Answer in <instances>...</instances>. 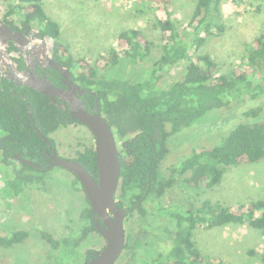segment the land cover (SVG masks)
I'll return each instance as SVG.
<instances>
[{"label":"trees","instance_id":"trees-1","mask_svg":"<svg viewBox=\"0 0 264 264\" xmlns=\"http://www.w3.org/2000/svg\"><path fill=\"white\" fill-rule=\"evenodd\" d=\"M3 1L6 10L0 17L35 24L43 35L51 38L53 56L72 68L75 82L95 92L99 111L115 137L123 141L119 185L121 203L128 205L129 212L138 210L146 219L145 227L155 236L149 245L162 242L168 246L165 255L161 246L155 258L147 264H204L207 259L194 239L198 227L209 230L231 224L245 225L259 230L264 238V199L228 208L209 200L196 204L197 200L190 193L191 202L187 204L167 203V194L171 190L182 189L185 196L186 190H210L221 183L229 167L264 159V115H260L261 109L245 111L246 121L233 127L218 144L191 149L167 168L166 177L159 178L157 170L169 153L168 139L171 136L195 125L213 109L228 106L237 99L264 96V31L244 43L242 60L237 67L223 71L210 53H200L208 37L221 35L225 30L222 0H196L183 35L178 28L179 20L172 18L168 10L170 0H155L163 3L167 17L156 20V26L161 30L162 51L153 62L148 77L137 80L109 78L70 54L60 39L58 23L44 12L43 0ZM117 46L120 51H105L109 67L118 65L123 59L131 62L129 64L133 67L152 50L144 33L133 28L120 32ZM182 61H185L183 72L162 84L167 70ZM26 89L24 95L30 106L0 85V134L7 135L5 142H0V172L4 171L5 187L16 197L27 196V189L43 186L47 176L45 170L39 172L22 162L16 164L18 160L12 155L20 152L35 163L44 160L45 154L40 146L45 143L32 124L48 134L70 122L62 118L61 110L49 101L48 96L32 88ZM90 98L93 102L92 94ZM75 159L97 178L95 145L77 151ZM76 182L77 189L83 188L77 176ZM79 220L77 234L58 239L50 231L38 230L41 243H46L48 251L52 252V256L43 257L42 264H79L81 245L97 232L91 207L86 205L81 210ZM4 232L6 234L0 233V248L22 245L35 233L32 229L15 226ZM89 254L94 255L92 250L85 253L88 258ZM259 260L264 264V239ZM216 264L225 263L218 261Z\"/></svg>","mask_w":264,"mask_h":264},{"label":"rangeland","instance_id":"rangeland-1","mask_svg":"<svg viewBox=\"0 0 264 264\" xmlns=\"http://www.w3.org/2000/svg\"><path fill=\"white\" fill-rule=\"evenodd\" d=\"M195 3L196 0H170L168 10L172 18L179 20L178 28L182 35L188 28L187 22ZM221 7L225 30L221 35L208 37L200 53H210L226 71L241 62L244 43L264 31V0H222ZM42 8L49 18L58 23L60 39L70 54L75 59H83L109 78L137 80L148 77L153 62L162 51L161 30L156 26V20L166 18L167 12L163 3L155 0H43ZM5 10L6 2L0 0V14ZM132 28L141 30L151 43L150 55L134 68L125 59L114 67L107 66L105 51L119 50L120 32ZM184 66L185 61H182L168 69L162 84L180 75ZM251 108L261 109L260 115H264V96L237 99L228 106L213 109L195 125L171 136L168 139L169 153L161 162V170L177 163L193 148L218 144L233 127L246 121L244 112ZM54 138L65 146L73 147L69 153L65 151V155L70 157L85 146L94 145V138L88 130L76 124L69 129H59ZM47 174L43 186L27 189V196L16 197L12 190L5 187L4 171L0 172V233L6 234L4 230L11 226L35 231L22 245L0 248V264H42L43 257L52 256L48 245L41 243L38 230L50 231L56 239L78 233L80 212L86 205L82 189H77L74 175L65 168L53 167ZM181 191L168 192L167 203L187 204L191 202L190 193L197 200L196 204L209 200L228 208L264 199V159L229 167L221 183L213 189L186 190L187 196ZM145 224L146 219L136 213L127 220L128 248L118 264H147L162 247L165 255L168 246L162 242L148 244L155 236L149 233ZM194 239L202 256L207 259L204 264H216L218 261L225 264H261L259 257L263 252L264 238L259 230L232 224L209 230L198 227ZM102 244V238L93 232L80 247L79 261L88 249H99Z\"/></svg>","mask_w":264,"mask_h":264},{"label":"water","instance_id":"water-1","mask_svg":"<svg viewBox=\"0 0 264 264\" xmlns=\"http://www.w3.org/2000/svg\"><path fill=\"white\" fill-rule=\"evenodd\" d=\"M39 36L45 39L43 34ZM21 37L20 32L14 31L6 21L0 20V62L2 64L5 58L8 59L9 42L18 43V39ZM8 61L14 72L12 79L15 82L30 86L45 95H49L54 103H56V95L67 101L70 115L85 124L93 133L95 137L97 178L79 161L59 157L55 149H53L51 164L66 168L77 176L94 215L103 221V226L97 224L96 229L106 240L105 246L96 256L83 264H115L122 253L125 242L124 218L126 210L121 208L115 199L121 174L120 152L108 121L99 111L98 99L93 112H89L81 98V95H85L88 90L74 83L69 68L53 59L50 60L49 64L65 78L68 85L67 89L58 88L47 77L19 71L11 63V60ZM5 64L8 63L5 61ZM92 93L95 94V92ZM62 105L65 107V104ZM42 136L49 142L45 135ZM17 156L21 157L19 154ZM23 161L28 165L39 166L31 160L24 159Z\"/></svg>","mask_w":264,"mask_h":264},{"label":"flooded vegetation","instance_id":"flooded-vegetation-1","mask_svg":"<svg viewBox=\"0 0 264 264\" xmlns=\"http://www.w3.org/2000/svg\"><path fill=\"white\" fill-rule=\"evenodd\" d=\"M0 20H4V19L0 17ZM4 21H6V23H8L14 31L20 32L22 34V37L18 39V43L12 42V41L9 42V44H8V59L5 58V61L8 64H5V61L3 62V64L0 62V81H1L0 85L3 87V90L10 91L13 95H17L19 98L25 100L26 105L30 106L29 102L26 100V96L24 95V91H27L26 88H32V87L21 84L19 82H15L12 79L14 72L12 70V67L9 65L8 60H11L12 61L11 63L19 71L35 73L41 77H47L58 88L67 89L68 85L65 82V78L61 74H59V72L57 70H55L54 68H52L50 66V64H49L50 60L53 59V60L59 62L60 64L67 66L71 72V79L73 78V76H72L73 70L69 65L60 62L57 58H55L53 56V45H52V47H48V44L46 42V38H47L46 35H44L45 39H43L39 36L42 33L39 31L38 26H36L35 24H32V23H29V24L23 23L21 20H18V18H13V19L9 18V20L6 19ZM4 81H6V82H4ZM73 82L77 83L74 80H73ZM77 84H79V83H77ZM92 92H94V91L91 90V91H88L85 95H81V98L84 101L85 105L87 106V110L89 112H93V109H94L96 102H97V99H98V98H96V94H93ZM90 93L94 97L93 102H92V99L90 98V96H91ZM46 96H48L49 101L51 103H53L54 106H56L58 109L61 110L60 115L62 116V118L64 120L70 121V122H68L65 125L60 126L56 131L49 132L48 134L42 133L40 131V129L34 123L32 124V127L35 130L36 134L41 136V138L43 139V141L45 143V146H43L42 144L40 146V147H43V153L45 154L44 160L41 163H36L39 166L29 165V166L35 167L37 169V171H39V172H42L44 170L48 172L53 167H60V166H54L51 164L53 149L56 150L57 155L61 158L76 160L75 158H76V152L77 151L75 152V156L70 157L68 154L65 155L66 154L65 151H67L69 153L71 150H73V147H70L68 145L65 146L62 142L56 141L54 138V134L61 128H68L69 129V127L71 125H75V124L81 125L82 127H84L85 129L88 130V132L91 136H93L94 145H95V137H94L93 133L91 132V130L85 124L81 123L80 121H78L77 119L73 118L70 115L69 106H68L67 101H64L63 99H61L59 96L56 95L55 96L56 103H54L51 100L49 95H46ZM62 104H65V107H63ZM31 113H32L31 109H29L28 114L31 115ZM42 135H45L49 139V142H47L46 139ZM6 139H7L6 133L0 134V142L4 143ZM115 140L117 142L118 150H119L120 156H121L122 148H124L125 145H124L122 140H120L116 137H115ZM87 146H90V145H87ZM84 148L82 150H78V151H83ZM17 154H19L21 157H18ZM125 154H126V152L123 151L122 155L125 156ZM12 155L17 158V160H18L17 164H18V162H22V163L28 165L27 163H25L23 161L24 159L30 160L28 157H23L20 154V152H14ZM161 162H160L158 169H157L159 178L166 177V171H167V168H165L164 170H161V167H160ZM69 172H71V171H69ZM71 174H73V173L71 172ZM73 175H74V178L76 179V175L75 174H73ZM44 181H45V179H44ZM80 185H81V183H80ZM119 185H120V182H119ZM119 185L117 188V192L115 194V199H116L117 204L121 208H124L126 210L125 218H124L125 242H124L122 253H121L119 259L116 261L115 264H118V262L121 261L122 256H124L123 252H125L126 249L128 248V246H126V244L128 243V235H127V231L125 230V223L135 213L138 214L140 217H142L138 210H134L132 212H129L128 211V205L121 203V198L119 197ZM81 189L85 195V201H86V197H87L86 193H85L83 188H81ZM86 205L91 207L88 200L86 201ZM92 220H93L95 226H97V224L103 226V221L101 220V218H97L94 215L93 210H92ZM95 233H97L102 238L103 244L101 245V247L99 249H94V248L88 249L87 251L92 250L94 255L89 254L90 256L88 258L85 255V253L87 252L86 251L84 253L85 256L83 255L84 258L83 257L81 258V261H79V264H83L85 261H89L92 257L96 256V254L99 251H101L103 249V247L105 246L106 240L103 238V236L98 232V230Z\"/></svg>","mask_w":264,"mask_h":264},{"label":"built area","instance_id":"built-area-1","mask_svg":"<svg viewBox=\"0 0 264 264\" xmlns=\"http://www.w3.org/2000/svg\"><path fill=\"white\" fill-rule=\"evenodd\" d=\"M129 1H131V0H129ZM51 41H52L51 38L47 36V38H46V42H47V44H48V47H50V45H51Z\"/></svg>","mask_w":264,"mask_h":264},{"label":"crops","instance_id":"crops-1","mask_svg":"<svg viewBox=\"0 0 264 264\" xmlns=\"http://www.w3.org/2000/svg\"><path fill=\"white\" fill-rule=\"evenodd\" d=\"M225 227V226H224Z\"/></svg>","mask_w":264,"mask_h":264}]
</instances>
